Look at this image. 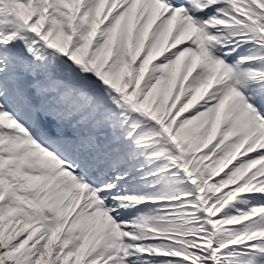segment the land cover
I'll list each match as a JSON object with an SVG mask.
<instances>
[{"label": "snow or ice", "instance_id": "6c2138e0", "mask_svg": "<svg viewBox=\"0 0 264 264\" xmlns=\"http://www.w3.org/2000/svg\"><path fill=\"white\" fill-rule=\"evenodd\" d=\"M0 264H264V0H0Z\"/></svg>", "mask_w": 264, "mask_h": 264}]
</instances>
